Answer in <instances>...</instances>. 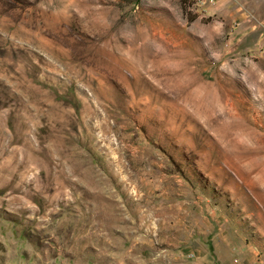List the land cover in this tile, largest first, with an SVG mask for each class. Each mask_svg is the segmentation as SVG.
Listing matches in <instances>:
<instances>
[{
	"label": "rangeland",
	"instance_id": "rangeland-1",
	"mask_svg": "<svg viewBox=\"0 0 264 264\" xmlns=\"http://www.w3.org/2000/svg\"><path fill=\"white\" fill-rule=\"evenodd\" d=\"M0 264H264V0H0Z\"/></svg>",
	"mask_w": 264,
	"mask_h": 264
}]
</instances>
